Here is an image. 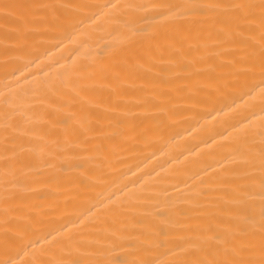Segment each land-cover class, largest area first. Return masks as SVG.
Returning a JSON list of instances; mask_svg holds the SVG:
<instances>
[{"label": "bare ground", "instance_id": "obj_1", "mask_svg": "<svg viewBox=\"0 0 264 264\" xmlns=\"http://www.w3.org/2000/svg\"><path fill=\"white\" fill-rule=\"evenodd\" d=\"M0 264H264V0H0Z\"/></svg>", "mask_w": 264, "mask_h": 264}]
</instances>
